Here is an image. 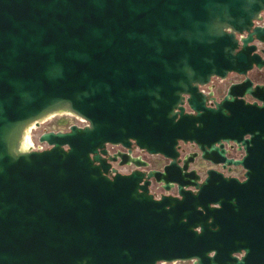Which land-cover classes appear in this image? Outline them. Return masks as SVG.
<instances>
[{
	"label": "water",
	"instance_id": "1",
	"mask_svg": "<svg viewBox=\"0 0 264 264\" xmlns=\"http://www.w3.org/2000/svg\"><path fill=\"white\" fill-rule=\"evenodd\" d=\"M262 10L0 0V264H264ZM231 73L220 94L198 89ZM63 107L86 124L16 150ZM180 143L224 171L200 174Z\"/></svg>",
	"mask_w": 264,
	"mask_h": 264
},
{
	"label": "rangeland",
	"instance_id": "2",
	"mask_svg": "<svg viewBox=\"0 0 264 264\" xmlns=\"http://www.w3.org/2000/svg\"><path fill=\"white\" fill-rule=\"evenodd\" d=\"M231 78L232 76L228 74L227 78L223 80V83H228ZM80 123V117L74 114L67 112H53L42 117L39 121H37V124L32 123L28 125L25 128L24 137L30 141L29 143L35 144L38 140V135L43 131V129L52 131H65L70 125L79 126ZM156 157L157 158H155V160H151L149 157V160H151L153 164L159 165L161 163V158L158 156ZM238 171L239 170L237 169L234 173L239 174ZM159 264H187V261L162 262Z\"/></svg>",
	"mask_w": 264,
	"mask_h": 264
},
{
	"label": "flooded vegetation",
	"instance_id": "3",
	"mask_svg": "<svg viewBox=\"0 0 264 264\" xmlns=\"http://www.w3.org/2000/svg\"><path fill=\"white\" fill-rule=\"evenodd\" d=\"M260 15L262 18H264V10H262L260 12ZM228 83L224 84L223 81H219L218 79H213L212 81V91L214 93L220 94V92L224 91L225 86ZM180 148L184 150V153L186 155L187 158L191 157L192 158V162H191V166L195 167L197 169V171L200 174H203L204 171L209 168V167H213L215 169L218 170H222L224 171V169H221L220 165H212L210 164L208 161L203 160L200 157L199 152L197 151L196 147L192 144L186 143V144H179ZM106 150L111 152V155L118 153L119 151H122V147L119 145H114V144H108L106 145ZM193 153H196L195 155ZM132 156H136V150L132 149ZM116 161H118V158L116 159ZM116 161L114 162V167L117 169V171H119L120 173H128L129 171H131L132 169H134V166L129 164H124V165H117ZM239 170V168L236 169H232L233 171ZM239 173H241V171H238Z\"/></svg>",
	"mask_w": 264,
	"mask_h": 264
},
{
	"label": "built area",
	"instance_id": "4",
	"mask_svg": "<svg viewBox=\"0 0 264 264\" xmlns=\"http://www.w3.org/2000/svg\"><path fill=\"white\" fill-rule=\"evenodd\" d=\"M230 75L232 76V78H231V80H229L228 83L239 80V76L238 75L233 74V73H231ZM213 79H218L219 81H223V80H221L219 78L213 77V78L210 79V81L207 84L198 86V89L200 91L204 92V93H207V92L211 91L212 90L211 85H212ZM80 120H81V123L79 124V126L82 127V126H84L86 124V122L82 118H80ZM43 131L45 132V131H52V130H45V129H43ZM25 140L27 142V144L25 146V149H27V150H42V149L48 147V145L45 142H39L37 140V142L35 144H32V143H29L30 141H28L26 138H25ZM108 153L111 154L110 151H108ZM138 157H140V156H138ZM231 173L232 174H235L234 172H231ZM159 263H162V262H158L157 264H159ZM187 264H191V261H187Z\"/></svg>",
	"mask_w": 264,
	"mask_h": 264
},
{
	"label": "bare ground",
	"instance_id": "5",
	"mask_svg": "<svg viewBox=\"0 0 264 264\" xmlns=\"http://www.w3.org/2000/svg\"><path fill=\"white\" fill-rule=\"evenodd\" d=\"M53 112H67V113H70V114H74V112H72L70 109H68L67 107H63V108H60V109H57V110H52L50 112H47V113H44L42 116L38 117L37 119L27 123L22 131L20 132V134L18 135L17 139H16V142H15V145H16V150L21 152L23 151L24 147L26 146L27 142L25 140V137H24V132H25V128L32 124L34 121H39L42 117L46 116L47 114H50V113H53ZM75 115V114H74ZM47 119V118H46Z\"/></svg>",
	"mask_w": 264,
	"mask_h": 264
},
{
	"label": "crops",
	"instance_id": "6",
	"mask_svg": "<svg viewBox=\"0 0 264 264\" xmlns=\"http://www.w3.org/2000/svg\"><path fill=\"white\" fill-rule=\"evenodd\" d=\"M155 158H157L156 156H150L151 160H155Z\"/></svg>",
	"mask_w": 264,
	"mask_h": 264
}]
</instances>
